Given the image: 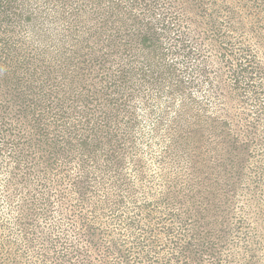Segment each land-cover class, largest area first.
Listing matches in <instances>:
<instances>
[{
    "label": "trees",
    "instance_id": "16d2710c",
    "mask_svg": "<svg viewBox=\"0 0 264 264\" xmlns=\"http://www.w3.org/2000/svg\"><path fill=\"white\" fill-rule=\"evenodd\" d=\"M0 264H264V0H0Z\"/></svg>",
    "mask_w": 264,
    "mask_h": 264
},
{
    "label": "rangeland",
    "instance_id": "374dc122",
    "mask_svg": "<svg viewBox=\"0 0 264 264\" xmlns=\"http://www.w3.org/2000/svg\"><path fill=\"white\" fill-rule=\"evenodd\" d=\"M210 112L214 113L215 111H213V109L210 108ZM165 125H166V127H161V130H159L157 132L158 137L161 138L160 140H164L166 135L168 134L169 123H166ZM175 133H177V131L174 132V134ZM201 143L202 144H200V145L203 148V151H205V154L207 152H209V155L211 156L212 152L217 150L215 145L213 144V142H211V139L207 140V138L204 137V139ZM154 145H156V142H154ZM191 145H192V141L190 143V146ZM164 146H165V143L161 144L160 148H163ZM157 147L159 148L158 144H157ZM177 152H178V150L174 151V155H172V164H169V166H167V170L165 172L169 174V178H170L169 180L171 181L170 184L173 185L174 183H178L177 184V186L179 188L178 190H180V189L182 190V188H184L185 186H188V185H186L187 183L185 182V180L188 179V177H187L188 172L186 170L187 163L184 161V159L181 160L179 153H177ZM165 169H166V166H165ZM163 173H164V171H163Z\"/></svg>",
    "mask_w": 264,
    "mask_h": 264
}]
</instances>
